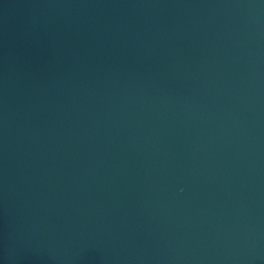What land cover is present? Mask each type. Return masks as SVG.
<instances>
[{"label": "water", "instance_id": "95a60500", "mask_svg": "<svg viewBox=\"0 0 264 264\" xmlns=\"http://www.w3.org/2000/svg\"><path fill=\"white\" fill-rule=\"evenodd\" d=\"M0 264H264V0H0Z\"/></svg>", "mask_w": 264, "mask_h": 264}]
</instances>
